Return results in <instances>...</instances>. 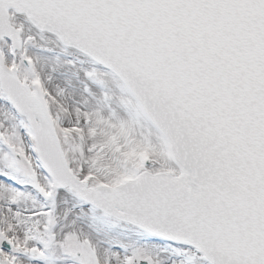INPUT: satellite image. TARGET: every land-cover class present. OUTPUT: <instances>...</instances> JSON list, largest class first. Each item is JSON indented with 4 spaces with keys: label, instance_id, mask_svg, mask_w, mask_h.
I'll list each match as a JSON object with an SVG mask.
<instances>
[{
    "label": "snow or ice",
    "instance_id": "snow-or-ice-1",
    "mask_svg": "<svg viewBox=\"0 0 264 264\" xmlns=\"http://www.w3.org/2000/svg\"><path fill=\"white\" fill-rule=\"evenodd\" d=\"M0 264H264V0H0Z\"/></svg>",
    "mask_w": 264,
    "mask_h": 264
}]
</instances>
